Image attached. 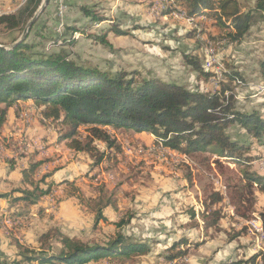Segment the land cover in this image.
I'll list each match as a JSON object with an SVG mask.
<instances>
[{
  "label": "rangeland",
  "instance_id": "obj_1",
  "mask_svg": "<svg viewBox=\"0 0 264 264\" xmlns=\"http://www.w3.org/2000/svg\"><path fill=\"white\" fill-rule=\"evenodd\" d=\"M238 1L243 9L254 3V0ZM173 3L169 0H47L25 41L34 50H64L68 58L103 72L137 71L142 77L185 81L203 91L212 90L209 80L195 85V71L187 61L195 53L201 63L204 53L212 50L218 53L213 56V70L233 67L242 74L243 78L236 79L234 86L229 85L232 91L228 94H232L236 107L264 115V84H260L264 79L258 71L264 58V19H257L241 41L231 42L225 37L224 29L211 25L210 20L196 26L180 17ZM180 15L185 17L184 13ZM60 22L57 32L55 28ZM26 23L12 30L0 26V45L8 46L16 41ZM115 29L122 33H115ZM254 84L262 88L260 92L253 93ZM23 114L24 126L16 138L12 130L11 134L0 132V157L16 163L39 152L38 142L44 140L35 135L39 128L50 132L52 138L58 134V128L48 119ZM109 130L120 144L119 151L109 150L110 160L91 167L88 154L71 149L62 165L51 164L35 176L39 180L49 174L45 183L52 184V198L51 192L36 205H13L6 207V212L0 211L2 258H21L19 254L25 250L57 251L61 234L84 242L103 243L117 231L148 242L150 250L111 260L102 257L85 264H224L264 251V239L243 219L231 217L232 207L226 206L227 199L217 228H205L202 224V201L213 188L220 190L219 184L224 186L227 178L238 175L237 166L223 163L225 171L221 174L211 160L207 164L199 156L181 153L178 156L175 150L156 145L146 136ZM227 131L233 137L251 138L237 124ZM97 145L105 148L101 142ZM249 146L250 154L256 158L253 169L264 174V142L252 138ZM56 170L65 173L53 177ZM66 181H71L72 186ZM73 188L77 189L76 193ZM106 202L110 204L105 205ZM98 209L103 218L96 220ZM262 212L264 193L257 191L251 219L262 223ZM121 218H128V222L117 228ZM242 227H245L242 234L230 241L229 234ZM182 235L202 243L190 246L180 260L166 262L160 256L164 246Z\"/></svg>",
  "mask_w": 264,
  "mask_h": 264
},
{
  "label": "trees",
  "instance_id": "obj_2",
  "mask_svg": "<svg viewBox=\"0 0 264 264\" xmlns=\"http://www.w3.org/2000/svg\"><path fill=\"white\" fill-rule=\"evenodd\" d=\"M169 1L176 3V6L173 3L174 7L194 25L210 20L211 25L224 29L225 37L231 42L241 41L257 19H264V0H254L247 9H243L238 0ZM40 3L41 0H25L15 12L0 14V26L12 30L25 24ZM115 33L122 32L115 29ZM192 55L187 63L198 79L208 81L213 78L215 81L216 76L223 77L217 81L214 90L192 89L156 76L142 77L137 71L103 72L68 58L64 50H34L25 39L12 48L0 47V132L8 109L17 107L19 101L31 100L39 108L41 116L58 128L57 139L65 141L73 151L88 154L91 167L110 160L112 152L109 150H120L110 128L150 133L152 143L182 155L199 156L207 164L211 160L221 174L225 171L223 163L238 167V175L233 179L227 178L224 192L213 188L202 201L201 217L205 228H217L224 216L225 199L228 201L226 206L232 207L231 217L247 220L254 211L256 192L264 193V174L253 169L252 163L256 158L249 152L252 138L264 142V115L237 108L232 94L226 95V91H232L229 85L243 78L236 68L226 70L224 67L216 72L213 66H208L205 71L197 54ZM258 71L264 79V58L259 62ZM260 82L264 84L263 80ZM234 124L251 138L229 134L227 129ZM97 142L103 143L105 148H99ZM7 160L12 169L14 160ZM41 163L28 159L20 170L21 182L25 186L1 193L0 198H7L11 203L22 201L31 204L49 194L52 184L45 183L48 174L35 179ZM66 183L72 186L71 181ZM76 190L73 188V193ZM194 217L195 212H192ZM261 217V226L264 227V212ZM100 218L103 216L98 209L96 220ZM127 222L128 218H121L116 227L121 228ZM244 230L242 227L229 234V240L238 238ZM58 242L57 251L25 250L19 254L21 258L12 259H4L0 255V264H85L102 257H129L150 250L148 242L134 240L121 231L103 243L84 242L63 234ZM199 243L202 242L181 236L160 256L165 260L181 259L190 246L196 247ZM224 264H264V251H258L245 260Z\"/></svg>",
  "mask_w": 264,
  "mask_h": 264
},
{
  "label": "crops",
  "instance_id": "obj_3",
  "mask_svg": "<svg viewBox=\"0 0 264 264\" xmlns=\"http://www.w3.org/2000/svg\"><path fill=\"white\" fill-rule=\"evenodd\" d=\"M25 1L23 0H0V8L8 11L9 13L15 12L19 7H21L24 4ZM0 14H3L2 11H0ZM8 14V13H5ZM189 65V64H188ZM192 67V66H189ZM194 71V69H193ZM241 73V72H240ZM242 75V74H241ZM196 76V72H194V77ZM213 79V78H212ZM209 79V87H213L214 84V80ZM195 85H198V82L201 81V79H198L197 77H195ZM187 87L192 88V89H199L197 86H191L189 84H186L185 81H182ZM39 108H37L34 103L31 100H27V101H19L17 103V107H10L7 111V115L5 118L4 123L2 124V129L1 132L4 133V131H7L8 133H12L11 130L14 132V138H16V135H19V132L23 129L24 123L23 119H21V115L22 113L24 116L27 114L29 115H35V117H41L40 114V110H38ZM134 133V135H140V136H146L148 138V140L150 139V141L152 142V135L150 133H136V132H132ZM35 135H38V138H44L43 141L38 142V146H37V150L39 151L36 155H33L32 153L29 155V157H26V160L22 159L21 161H17V163L15 162V164L13 165V168L10 169V162L6 159H3L0 157V194L1 193H5L8 192L10 190H12L13 188H17V187H24L25 185L22 184L21 182V168L26 166L27 164V160L28 159H32L35 161H39L42 160V163L39 167L38 172H42L45 168H50L51 164L57 163L62 165L65 161H66V157L69 154V149L66 145L65 141H59L57 139V135L56 137L52 138V136L50 137V132H46L44 129L39 128L37 132H35ZM47 140V141H45ZM49 144V146H45ZM45 146V148H44ZM175 153L179 155L178 152L175 151ZM47 159V160H45ZM44 160V161H43ZM61 170V169H59ZM65 171V170H64ZM37 172V174H38ZM259 172V171H258ZM62 173L65 172H58L57 170L55 171V173L53 174V177H58L59 175H61ZM260 174L262 173L261 171L259 172ZM36 174V175H37ZM49 176V174H48ZM48 176L46 177V179L48 178ZM45 179V180H46ZM49 184H51L50 182H48ZM53 189V188H52ZM52 191H50L51 193ZM49 193V194H50ZM49 194H47L46 196L42 197L40 200L32 203L34 205H36V203H40L41 200H43V198H46ZM52 196H53V192H52ZM48 198V197H47ZM16 206L19 207L21 205H30L28 203L19 201V202H14L11 203L9 202V200L7 198H0V211L1 212H6V210L9 207L11 208V206ZM183 236V235H182ZM180 237H178L175 240H178ZM175 240H172L175 241ZM171 242V243H172ZM170 243V244H171ZM165 245L164 249L169 246ZM117 258V257H116ZM111 260L112 258H106ZM165 260V259H164ZM177 260L180 259H176V260H165L166 262H175Z\"/></svg>",
  "mask_w": 264,
  "mask_h": 264
},
{
  "label": "built area",
  "instance_id": "obj_4",
  "mask_svg": "<svg viewBox=\"0 0 264 264\" xmlns=\"http://www.w3.org/2000/svg\"><path fill=\"white\" fill-rule=\"evenodd\" d=\"M0 11H2L3 13H9L8 11H6L2 8H0ZM179 16H180V12H179ZM182 18H185L188 22H191V20L187 19L186 17H182ZM60 28H61V22L57 25L55 30L57 32H59ZM213 56H218V53H213L212 50H210V53H204V58L202 60V64H203V68L205 71H206L208 66H213ZM220 80H223V77L222 76H216L215 87H212V90H214L217 87V81H220ZM260 89H262V88H257L255 84L253 85V91H254L253 93L260 92ZM226 95H228V91H226ZM219 187H220V190H222L224 192L225 185L223 186V185L219 184ZM49 197L52 198V195ZM243 220L245 221L246 225H249L250 229H253L254 231H258V225H263L262 223L258 222V220L255 218L254 219L249 218L247 220H245V219H243Z\"/></svg>",
  "mask_w": 264,
  "mask_h": 264
},
{
  "label": "water",
  "instance_id": "obj_5",
  "mask_svg": "<svg viewBox=\"0 0 264 264\" xmlns=\"http://www.w3.org/2000/svg\"><path fill=\"white\" fill-rule=\"evenodd\" d=\"M47 0H41L40 5L37 7V9L35 10L34 14L32 15V17L27 21L26 26L21 34V36L14 41L13 43L9 44L8 46H3L0 45V47H4V48H12L14 47L17 43H19L20 41L24 40L32 23L35 21V19L39 16L41 10L43 9V7L45 6Z\"/></svg>",
  "mask_w": 264,
  "mask_h": 264
},
{
  "label": "bare ground",
  "instance_id": "obj_6",
  "mask_svg": "<svg viewBox=\"0 0 264 264\" xmlns=\"http://www.w3.org/2000/svg\"><path fill=\"white\" fill-rule=\"evenodd\" d=\"M181 17H183L182 15H180ZM258 233V236L260 239H264V227L259 226L258 227V231H256Z\"/></svg>",
  "mask_w": 264,
  "mask_h": 264
}]
</instances>
